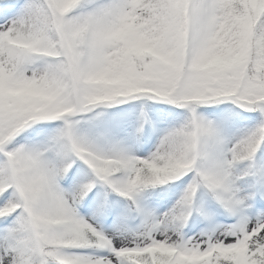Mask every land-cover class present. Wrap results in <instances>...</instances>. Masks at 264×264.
<instances>
[{"label":"snow or ice","instance_id":"obj_1","mask_svg":"<svg viewBox=\"0 0 264 264\" xmlns=\"http://www.w3.org/2000/svg\"><path fill=\"white\" fill-rule=\"evenodd\" d=\"M0 264H264V0H0Z\"/></svg>","mask_w":264,"mask_h":264}]
</instances>
